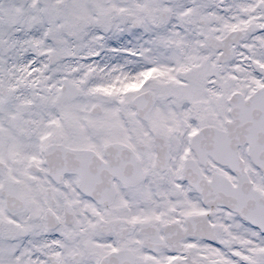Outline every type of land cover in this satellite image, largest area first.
Wrapping results in <instances>:
<instances>
[{
	"label": "snow or ice",
	"instance_id": "6c2138e0",
	"mask_svg": "<svg viewBox=\"0 0 264 264\" xmlns=\"http://www.w3.org/2000/svg\"><path fill=\"white\" fill-rule=\"evenodd\" d=\"M0 264H264V0H0Z\"/></svg>",
	"mask_w": 264,
	"mask_h": 264
}]
</instances>
